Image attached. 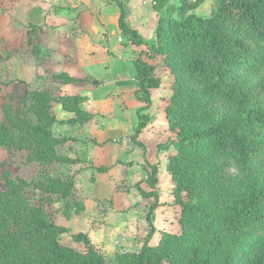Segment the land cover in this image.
I'll use <instances>...</instances> for the list:
<instances>
[{
	"label": "trees",
	"instance_id": "16d2710c",
	"mask_svg": "<svg viewBox=\"0 0 264 264\" xmlns=\"http://www.w3.org/2000/svg\"><path fill=\"white\" fill-rule=\"evenodd\" d=\"M117 24L121 36L139 47L132 61L140 102L131 140L149 124L150 89L158 84L153 66L144 57L159 56L174 76L172 94L164 107L170 136L159 148L175 152L166 165L173 183V199L180 207L176 232H165L156 246L152 214L159 205L157 167L149 165L137 188L152 198L146 210L148 231L137 252H120L115 264H264V0H211L210 13L196 9L203 0H152L158 13L154 40L143 38L126 23L120 0ZM65 83L87 77L54 75ZM32 121L8 113L11 123L0 121V146L12 145L13 128L23 134L15 145L26 147L41 161L76 162L57 155L56 146L72 137L54 136L56 122L80 123L91 114L78 107L81 98L62 96V108L73 116L58 121L51 113L50 96L26 91ZM232 166L235 173L228 174ZM106 171V167H97ZM23 179L0 175V264H106L87 244V234L75 233L85 244L80 252L60 243L67 226L56 224L49 211L29 202ZM46 193L64 199L72 180L49 178L38 183Z\"/></svg>",
	"mask_w": 264,
	"mask_h": 264
},
{
	"label": "rangeland",
	"instance_id": "374dc122",
	"mask_svg": "<svg viewBox=\"0 0 264 264\" xmlns=\"http://www.w3.org/2000/svg\"><path fill=\"white\" fill-rule=\"evenodd\" d=\"M88 1L90 7L80 0L68 4L64 0H0V121L11 123L8 113L32 121L34 114L28 110L32 101L24 99L26 91L32 90L50 96L51 113L58 121L73 116L62 108V96L80 97L78 107L91 114L80 123L56 122L49 127L54 136L72 137L56 146L55 152L75 159L74 163L38 160L26 147L14 144L23 132L21 125L13 128L12 145L0 146V175L6 171L13 180H25L30 204L45 207L56 224L68 227L60 234V243L83 252L85 244L72 236L84 232L87 244L106 264H115L117 253L137 252L148 231L145 215L152 198L144 197L137 184L148 190L143 179L149 165L157 167L159 193L150 244L156 246L163 233L180 228V207L174 203V186L166 169L175 149L158 147L173 136L164 107L174 76L159 56L144 57L153 66L158 84L150 89L151 105L145 110L151 120L138 136L143 148L130 137L140 102L133 96L135 80L125 64L129 61L131 68L130 61L145 48L121 34L117 39L122 40H116L120 8L114 0ZM62 2L63 6H57ZM121 2L127 23L137 25V17H145L143 36L154 40L152 28L159 15L152 14V0ZM169 3L177 5L179 0ZM210 5L211 0H203L196 13L208 16ZM57 74L88 79L66 86L54 77ZM100 166L106 171L96 169ZM226 172L233 174L235 169L230 166ZM49 178L72 180L71 194L60 199L38 187Z\"/></svg>",
	"mask_w": 264,
	"mask_h": 264
},
{
	"label": "crops",
	"instance_id": "0c3cea01",
	"mask_svg": "<svg viewBox=\"0 0 264 264\" xmlns=\"http://www.w3.org/2000/svg\"><path fill=\"white\" fill-rule=\"evenodd\" d=\"M63 1V0H62ZM71 0H64V2L66 3V4H68L69 2H70ZM75 1H78V0H75ZM80 1H82V2H85V1H87V2H85L86 4H87V6L88 7H90V2L88 1V0H80ZM121 1V0H120ZM136 1H138V0H136ZM64 2H62V3H59V5H57V6H63L65 3ZM153 3V2H152ZM61 4V5H60ZM123 4V3H122ZM135 4H137V5H139L140 4V6H139V8L141 9V7H142V4L141 3H135ZM57 6H55V7H57ZM85 7V6H84ZM153 9V8H152ZM130 11H127V13H129ZM126 13V12H125ZM138 14H140L139 12H138ZM152 14H156V12L154 11V9H153V13ZM118 15H119V13L117 14V17H118ZM138 20L136 21L138 24L137 25H132V24H129V23H127L128 21L126 20V18H125V20H126V23L131 27V28H133V29H135L143 38H144V36H143V32H144V27H142L141 26V24H143L145 21H146V18L145 17H141V15H139L138 17ZM152 23V22H151ZM155 28H156V25L155 24H153V28H152V31H153V33H155ZM116 34H117V36H116V40L118 41V36H120V32H119V30H118V27L116 28ZM108 39V38H107ZM146 39V38H145ZM110 40H112V39H110ZM148 40V39H147ZM108 41H109V39H108ZM110 50V52H112L111 51V49H109ZM120 56L121 55H118L117 57L118 58H120ZM113 59V58H112ZM115 62H113V63H111V65H113ZM128 63H129V61L127 62V64H125L126 65V71H127V73H128V75H129V72L132 70V76H133V78H134V71H133V65H132V61H130V63H131V68L129 67V65H128ZM71 75V74H70ZM71 76H76V75H71ZM76 77H78V76H76ZM80 84L81 83H83V82H79ZM70 84H72V83H68V84H66V86H68V85H70ZM134 92H133V96H135L134 95V93H135V89H136V84H135V81H134ZM83 108V107H82ZM66 113H68V112H66ZM64 118V117H63ZM67 118V117H66Z\"/></svg>",
	"mask_w": 264,
	"mask_h": 264
},
{
	"label": "built area",
	"instance_id": "2783aa9c",
	"mask_svg": "<svg viewBox=\"0 0 264 264\" xmlns=\"http://www.w3.org/2000/svg\"><path fill=\"white\" fill-rule=\"evenodd\" d=\"M118 40H122L121 38H119Z\"/></svg>",
	"mask_w": 264,
	"mask_h": 264
}]
</instances>
